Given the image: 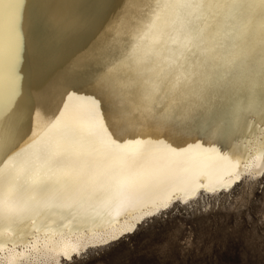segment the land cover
<instances>
[{"label":"bare ground","instance_id":"6f19581e","mask_svg":"<svg viewBox=\"0 0 264 264\" xmlns=\"http://www.w3.org/2000/svg\"><path fill=\"white\" fill-rule=\"evenodd\" d=\"M85 2L53 0L46 20L29 24L25 16L23 21L24 80L18 103L32 105L31 131L16 150L24 149L25 153L0 164V207L10 195V185L26 194L35 189L36 178L25 171V160L37 154L50 169L44 177L47 186L58 189L60 195L39 212L0 214V264H64L89 248L130 234L140 221L142 224L175 202L230 190L240 179L257 178L264 172V113H241L238 130L227 147L221 148L216 136L201 139L183 135L180 129L186 126L181 123L185 113L179 107L170 109L162 104L149 110L143 104L137 107L139 100L134 96L128 98L133 102L127 105L131 113L127 119L136 126L135 134L127 138L139 137L141 144L99 152L66 145L67 151L49 154L47 150L54 148L62 131L82 127L78 121H86L81 97L90 93L62 95L64 72L78 70L85 60H101L110 46L134 43L135 36L146 33L148 37L167 38L192 21L215 28L225 23L226 15L224 9L184 7L186 0H106L108 7L98 13L97 20L76 6ZM85 42L87 47L78 52ZM44 77H48L47 83L41 86ZM216 104L218 101L212 100L208 107ZM122 166L159 172L165 178L128 202L115 195V183L101 187L107 176ZM81 189L90 197L83 208L69 199Z\"/></svg>","mask_w":264,"mask_h":264},{"label":"snow or ice","instance_id":"6c2138e0","mask_svg":"<svg viewBox=\"0 0 264 264\" xmlns=\"http://www.w3.org/2000/svg\"><path fill=\"white\" fill-rule=\"evenodd\" d=\"M52 3L0 0V164L25 153L24 149L16 150L31 131L32 105L18 103L24 80L23 21L25 16L29 24L46 20ZM76 6L97 20L98 13L108 7L106 0H87ZM182 6L224 9L225 23L212 28L207 22L192 21L167 38L148 37L146 33L135 36L134 43L110 46L101 60H85L78 70L64 72L62 95L90 93L81 97L86 105V121H78L82 127L70 126L62 131L54 148L47 150L49 154L67 151L66 145L99 152L141 144L139 137L127 138L134 136L136 127L127 119L131 115L127 105L133 102L128 98L133 96L149 110L162 104L170 109L179 107L185 113L181 123L186 126L180 129L183 135L201 139L216 136L221 148L227 147L238 130L241 113H264V0H186ZM86 47L87 42L77 51ZM67 63L61 64L62 70ZM47 79H42L41 86ZM212 100L218 104L209 108ZM25 171L36 178L35 189L26 194L10 185V195L0 207V214L39 212L59 197L60 191L46 184L44 177L50 169L39 154L25 160ZM164 178L159 172L122 166L119 172L108 175L101 187L115 183V195L132 202ZM88 198L83 189L69 195L79 208Z\"/></svg>","mask_w":264,"mask_h":264},{"label":"rangeland","instance_id":"374dc122","mask_svg":"<svg viewBox=\"0 0 264 264\" xmlns=\"http://www.w3.org/2000/svg\"><path fill=\"white\" fill-rule=\"evenodd\" d=\"M263 173L175 202L135 232L64 264H264Z\"/></svg>","mask_w":264,"mask_h":264},{"label":"clouds","instance_id":"9594fccd","mask_svg":"<svg viewBox=\"0 0 264 264\" xmlns=\"http://www.w3.org/2000/svg\"><path fill=\"white\" fill-rule=\"evenodd\" d=\"M142 104V102L139 101V103L136 104L137 107H139Z\"/></svg>","mask_w":264,"mask_h":264}]
</instances>
